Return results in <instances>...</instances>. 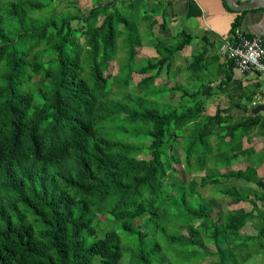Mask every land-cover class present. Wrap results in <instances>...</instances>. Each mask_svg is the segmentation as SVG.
<instances>
[{
  "label": "trees",
  "instance_id": "obj_1",
  "mask_svg": "<svg viewBox=\"0 0 264 264\" xmlns=\"http://www.w3.org/2000/svg\"><path fill=\"white\" fill-rule=\"evenodd\" d=\"M158 15L145 0H0V264H264V191L222 182L257 181L263 161L229 166L264 116L229 122L204 112V89L161 85L183 41L139 58ZM210 183L253 209L217 208Z\"/></svg>",
  "mask_w": 264,
  "mask_h": 264
},
{
  "label": "crops",
  "instance_id": "obj_2",
  "mask_svg": "<svg viewBox=\"0 0 264 264\" xmlns=\"http://www.w3.org/2000/svg\"><path fill=\"white\" fill-rule=\"evenodd\" d=\"M145 1L147 9L155 7L159 9V15L156 16L159 21L153 29L155 37L152 38L155 39L145 38L142 48L144 50L153 49L155 53L148 56L143 55L144 57L157 54L152 41L156 42L159 38L166 37L181 38L183 47L176 54L172 69L176 71V74L178 71L184 72V70L193 72L190 71V62L195 54L206 49L205 55L201 59L203 64L201 63L200 70H197L198 74H201L193 72L189 78L190 80L195 79V84L190 82V87H188L190 92L204 89V102L212 100L209 109L206 110L205 105L204 112L213 115L218 107L225 108L227 110L223 114L229 122L237 121V119L248 115L260 114L264 116V74L241 72L229 52L221 49L224 44L235 46L238 42L239 38L232 34L233 25L237 20H239V27L244 33L259 36L264 42V6L240 10L230 6L227 0ZM246 1L249 0H235V3L241 4ZM161 13L165 14L166 26L164 28L160 26V22L164 20ZM157 25L159 34L156 31ZM182 58L187 59L185 60L186 64L179 66L178 60ZM201 67H203V71H201ZM199 78L202 79L199 80ZM165 85L168 88L172 87L170 82H166ZM262 123L263 121L259 123L260 126L256 127L248 139L242 140L243 150L253 149L250 158H247L246 154L248 153L240 155L245 156L246 161H263L261 166L264 165V125ZM212 139L216 143L215 135Z\"/></svg>",
  "mask_w": 264,
  "mask_h": 264
},
{
  "label": "rangeland",
  "instance_id": "obj_3",
  "mask_svg": "<svg viewBox=\"0 0 264 264\" xmlns=\"http://www.w3.org/2000/svg\"><path fill=\"white\" fill-rule=\"evenodd\" d=\"M93 1L94 0H82V6L84 8H89L93 5ZM142 25V24H141ZM158 29H159V26L157 25L156 26V31L157 33L159 34L158 32ZM144 36L146 37V32H143ZM162 35V34H161ZM152 39H155V38H152ZM151 39V41H152ZM174 41V39H173ZM146 42V41H145ZM155 44V42L152 41V44ZM176 43H181V39L179 41H176ZM152 46V45H150ZM153 47V46H152ZM182 50V49H180ZM155 52L153 49H141L140 52H139V58L142 59V58H148V57H143V55H153ZM124 59V56L122 53L119 54V60L120 62L114 60L111 62V72L112 73H117L118 70H119V66L121 65V62L123 61ZM187 59L185 58H182V59H179V66L180 65H185L186 64V61ZM176 70V69H175ZM193 72H189V71H186L184 70V72H179L175 75V76H170L169 74H167V68H165L163 70V72L160 74V78H159V81L161 83V85H165L166 82H170V84H175L176 82L179 83L182 87H190V82H193L195 84V79H191L190 80V75H192ZM182 74V75H181ZM143 77V75L141 74H138V73H135L134 74V81L135 82H138L141 78ZM195 78H197V76H195ZM170 79H172V81H170ZM202 78H199V80H201ZM114 90H116V88L114 87ZM117 93V96L121 95L122 91H118L116 92ZM181 93L179 91H175V90H171L169 91L167 94L164 95V97H162V100H167V101H170V102H175V103H178L180 100H181ZM212 100H206V102L203 101V106L205 107L206 105V110L210 108L212 102ZM205 103V104H204ZM210 126H212V129L215 128V123L211 124ZM261 139H262V136H261ZM180 153H181V150H180ZM250 164L249 161H246V158L245 156H239L237 158L236 161H233L232 162V165L229 166L230 169H242V168H247L248 165ZM262 164V163H261ZM261 164L259 166H256V171L257 173L259 174V178H258V181L256 182H253V181H247L243 178H240V177H225L222 179V182H230V183H236V184H239V185H242L244 188H252L253 190L255 191H259V192H262L264 191V165L261 166ZM225 171V170H224ZM205 172L201 173V174H204ZM197 176V174H196ZM180 177L182 179H188V178H191L192 176L189 175V174H181ZM239 178V179H238ZM202 191L206 194V195H209L210 196V200L213 201L216 205L217 208H221L224 206H226V208H239V207H243L245 208L246 210H252L253 209V206L250 202H247V201H241L239 203H236V204H233V203H230V200H231V197H224L223 195L220 196L218 193L217 196H215V194H213V191L214 189L212 188L211 186V183L207 186V187H204L202 188ZM263 201H260V210H264V205H263ZM263 205V206H262ZM216 208V209H217ZM186 233L188 232V227H186L185 229ZM243 232L245 233H248V234H252L254 232V229H252V227L249 225L247 226ZM211 247H214L213 245H210ZM263 255L259 256V257H262ZM264 258V256L260 259V261Z\"/></svg>",
  "mask_w": 264,
  "mask_h": 264
},
{
  "label": "built area",
  "instance_id": "obj_4",
  "mask_svg": "<svg viewBox=\"0 0 264 264\" xmlns=\"http://www.w3.org/2000/svg\"><path fill=\"white\" fill-rule=\"evenodd\" d=\"M232 34L239 38L236 45L227 43L221 49L229 52L241 72L264 74V42L261 37L244 34L238 29Z\"/></svg>",
  "mask_w": 264,
  "mask_h": 264
},
{
  "label": "water",
  "instance_id": "obj_5",
  "mask_svg": "<svg viewBox=\"0 0 264 264\" xmlns=\"http://www.w3.org/2000/svg\"><path fill=\"white\" fill-rule=\"evenodd\" d=\"M228 4L235 9H252L259 6H264V0H249L241 4H236L235 0H227Z\"/></svg>",
  "mask_w": 264,
  "mask_h": 264
}]
</instances>
